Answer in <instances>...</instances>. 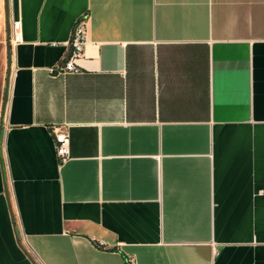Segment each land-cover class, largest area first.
Wrapping results in <instances>:
<instances>
[{
  "label": "crops",
  "instance_id": "1",
  "mask_svg": "<svg viewBox=\"0 0 264 264\" xmlns=\"http://www.w3.org/2000/svg\"><path fill=\"white\" fill-rule=\"evenodd\" d=\"M129 263L264 264V0H0V264Z\"/></svg>",
  "mask_w": 264,
  "mask_h": 264
},
{
  "label": "built area",
  "instance_id": "2",
  "mask_svg": "<svg viewBox=\"0 0 264 264\" xmlns=\"http://www.w3.org/2000/svg\"><path fill=\"white\" fill-rule=\"evenodd\" d=\"M86 39L84 26V16L76 18L72 24L68 40L65 45L67 53L60 69L63 71L76 72L78 67L76 60L82 55L83 46ZM20 40L19 24L17 21L12 23V36L10 42L15 44ZM51 138L54 147L55 157L58 162H63L68 157L69 136L66 131L55 126L51 128Z\"/></svg>",
  "mask_w": 264,
  "mask_h": 264
},
{
  "label": "water",
  "instance_id": "3",
  "mask_svg": "<svg viewBox=\"0 0 264 264\" xmlns=\"http://www.w3.org/2000/svg\"><path fill=\"white\" fill-rule=\"evenodd\" d=\"M5 44H6V50H7V55H8L9 54V52H8V50H9V30L7 27L6 17H5ZM4 85H5V88H4L3 101L5 102L7 81H5Z\"/></svg>",
  "mask_w": 264,
  "mask_h": 264
},
{
  "label": "trees",
  "instance_id": "4",
  "mask_svg": "<svg viewBox=\"0 0 264 264\" xmlns=\"http://www.w3.org/2000/svg\"><path fill=\"white\" fill-rule=\"evenodd\" d=\"M130 264V263H129Z\"/></svg>",
  "mask_w": 264,
  "mask_h": 264
}]
</instances>
